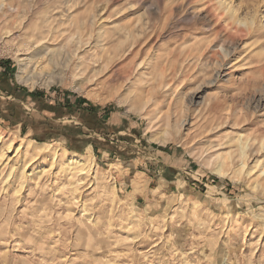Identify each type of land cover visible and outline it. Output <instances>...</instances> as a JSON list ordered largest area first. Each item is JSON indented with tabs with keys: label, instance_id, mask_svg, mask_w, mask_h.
<instances>
[{
	"label": "rangeland",
	"instance_id": "obj_1",
	"mask_svg": "<svg viewBox=\"0 0 264 264\" xmlns=\"http://www.w3.org/2000/svg\"><path fill=\"white\" fill-rule=\"evenodd\" d=\"M0 139V264H264V0H0Z\"/></svg>",
	"mask_w": 264,
	"mask_h": 264
},
{
	"label": "bare ground",
	"instance_id": "obj_2",
	"mask_svg": "<svg viewBox=\"0 0 264 264\" xmlns=\"http://www.w3.org/2000/svg\"><path fill=\"white\" fill-rule=\"evenodd\" d=\"M10 30L11 29H8V28L4 29L6 34L9 33ZM248 30H249V28H248ZM30 143H32V142L29 140L27 145H26L24 152H25V154H29L30 157L34 158V157L39 155L40 151L43 149L44 146H43V144H39V146H38L39 150H37V145L36 144H30ZM14 145H15V142L11 139L9 142L8 148L12 147ZM22 147H24V146L22 144H19V146H17V150L21 149ZM29 148H30V150H29ZM31 149L33 150L32 152H31ZM89 159H91V157L88 155L77 156V157L73 156L72 158L68 159L67 166H68V168H72V169L74 168V169L78 170V174H75V175L81 176V174L85 173L84 170L86 169V165H87V162ZM215 172L218 174H223L224 173V165L222 167H220L219 169H216Z\"/></svg>",
	"mask_w": 264,
	"mask_h": 264
},
{
	"label": "trees",
	"instance_id": "obj_3",
	"mask_svg": "<svg viewBox=\"0 0 264 264\" xmlns=\"http://www.w3.org/2000/svg\"><path fill=\"white\" fill-rule=\"evenodd\" d=\"M7 86H8V85H7ZM2 91H6V92L8 93V95L13 94V93H12V90H10L8 87H7V89H5V87H4V88L2 89ZM7 103H8V105L13 104V102H9V101H7ZM40 138H42V137H38L39 140H41Z\"/></svg>",
	"mask_w": 264,
	"mask_h": 264
}]
</instances>
